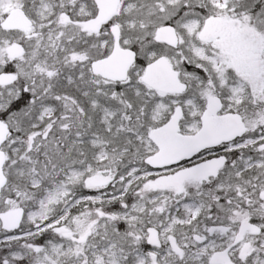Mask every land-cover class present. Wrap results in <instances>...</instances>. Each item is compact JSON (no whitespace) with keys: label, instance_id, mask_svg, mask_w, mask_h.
<instances>
[{"label":"snow or ice","instance_id":"1","mask_svg":"<svg viewBox=\"0 0 264 264\" xmlns=\"http://www.w3.org/2000/svg\"><path fill=\"white\" fill-rule=\"evenodd\" d=\"M0 264H264V0H0Z\"/></svg>","mask_w":264,"mask_h":264}]
</instances>
